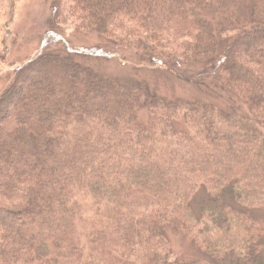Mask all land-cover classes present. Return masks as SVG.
<instances>
[{"label": "trees", "instance_id": "obj_1", "mask_svg": "<svg viewBox=\"0 0 264 264\" xmlns=\"http://www.w3.org/2000/svg\"><path fill=\"white\" fill-rule=\"evenodd\" d=\"M242 2L52 1L0 94V264H263L245 209L264 204V0L243 20ZM119 51L228 106L82 62ZM173 234L208 258L179 259Z\"/></svg>", "mask_w": 264, "mask_h": 264}, {"label": "rangeland", "instance_id": "obj_2", "mask_svg": "<svg viewBox=\"0 0 264 264\" xmlns=\"http://www.w3.org/2000/svg\"><path fill=\"white\" fill-rule=\"evenodd\" d=\"M53 0H0V94L9 86L15 68L25 64L42 53V43L48 30V19L51 15ZM252 0H243L241 19H247ZM68 33V32H67ZM70 34V33H68ZM93 39L83 41V44L93 45ZM102 76H109L126 81L138 80L147 83L152 91L168 99H204L214 101L222 107L228 106V96L218 92L212 94L187 84L174 74L164 69L150 67L141 63L131 53L117 52L112 59L92 57L82 60ZM243 105V104H239ZM207 193L200 190L192 200L197 212L204 207ZM246 212L256 219L264 221V204L259 207L247 208ZM262 245V263L264 264V232L260 235ZM171 247L181 260H196L208 258L207 254L198 248L192 239L171 236Z\"/></svg>", "mask_w": 264, "mask_h": 264}]
</instances>
